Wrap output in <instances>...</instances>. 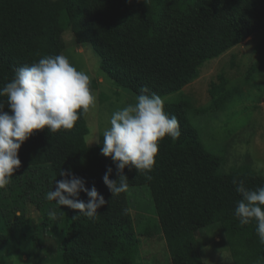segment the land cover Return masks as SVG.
I'll return each instance as SVG.
<instances>
[{
    "label": "trees",
    "instance_id": "trees-1",
    "mask_svg": "<svg viewBox=\"0 0 264 264\" xmlns=\"http://www.w3.org/2000/svg\"><path fill=\"white\" fill-rule=\"evenodd\" d=\"M73 25L81 32L79 42L96 43L102 49L101 68L117 85L137 95L147 87L163 97L194 82L206 62L264 31V0H0V88L17 68L46 55H63L64 34ZM90 87L93 92L92 83ZM225 88L223 83L214 85L212 102L196 113L210 117L224 110L238 90ZM191 109L189 100L164 103L165 112L179 120L181 136L160 141L150 181L135 168L124 170L129 187L150 190L157 218L134 212L127 191L112 197L103 176L112 168L109 178L117 180L115 164L101 154L103 135L95 147L88 145L90 129L84 115L71 130L35 131L19 149L21 167L10 184L22 190L16 195L19 199L33 203L42 197L51 206L55 202L45 194L55 187V180L65 178L60 171L70 170L104 196L106 204L97 210V218L89 220L79 210L61 206L65 215L39 213L29 220L25 216L23 227L11 223L15 222L11 211L4 212L2 216L10 219L6 226L26 229L33 233L32 241L40 243L38 236L61 230L65 216L61 264H141L138 233L150 242H166L170 263L160 264H204L200 232L218 224L229 239L245 244L264 264L256 222L241 226L235 217L241 197L232 184L233 179L244 180L255 190L264 186V175L249 163L227 169V158L211 153L202 143L189 119ZM79 198L88 200L83 192ZM27 234L23 238L30 242ZM6 242L8 235L0 234V244Z\"/></svg>",
    "mask_w": 264,
    "mask_h": 264
},
{
    "label": "rangeland",
    "instance_id": "rangeland-1",
    "mask_svg": "<svg viewBox=\"0 0 264 264\" xmlns=\"http://www.w3.org/2000/svg\"><path fill=\"white\" fill-rule=\"evenodd\" d=\"M80 36L81 32L77 26L68 27L64 34L66 50L63 55L78 70L86 71L91 77L97 107L94 114L87 116L90 129L87 143L90 147H95L97 143L93 142L97 139L99 141V136L109 127L108 120L112 113L128 104H134L137 94L117 85L106 75L100 65L102 49L96 43L79 42ZM221 83L227 89H238L227 107L216 116L202 117L196 113V109L212 102L214 93L211 89ZM222 88L224 87L220 90ZM214 90L216 91L215 88ZM162 98L165 104L183 100L192 103L189 112L192 125L198 129L207 150L227 158V169L237 163H249L257 173L264 175V168L258 167L264 163V31L253 35L219 58L206 62L194 82L182 91ZM21 192L22 190L12 184L8 185L6 193L0 191V234L8 235V242L0 244V264H61L58 254L66 235L65 216L62 217L64 225L63 222L60 224V231L55 234L40 233L42 236L38 237L41 242L37 243L32 241L33 233L27 234L26 229H9L6 223L10 222V219L2 215L11 211L12 218L15 219V222L11 223L23 227L27 223L24 221L26 217L29 220V217L33 219L39 213L46 216L53 211L65 215V208L56 203L47 205L42 197L35 199L33 203L30 199L26 202L16 196L21 195ZM127 194L134 212L157 218L154 199L146 186L129 187ZM18 199L19 202L16 203ZM36 233L38 232H34ZM25 234L30 242L24 239L27 238ZM200 236L198 244L204 264H257V260H260L245 244L229 239L218 224L202 229ZM136 237L141 241L138 250L139 263L160 264L159 261H170L166 242H150L139 233Z\"/></svg>",
    "mask_w": 264,
    "mask_h": 264
},
{
    "label": "clouds",
    "instance_id": "clouds-1",
    "mask_svg": "<svg viewBox=\"0 0 264 264\" xmlns=\"http://www.w3.org/2000/svg\"><path fill=\"white\" fill-rule=\"evenodd\" d=\"M90 84V75L78 70L64 55H46L15 70L13 78L0 88V98H6L0 99V191L7 192L13 174L21 167L19 149L35 131L71 130L81 116L94 114L97 103ZM4 101L9 111L4 110ZM164 103V98L144 87L134 104L116 110L109 118L101 154L110 157L117 170V180L109 178L112 168L103 176L112 197H119L129 188L126 167L135 168L150 181L160 141L180 138L179 120L165 112ZM93 143L100 142L97 139ZM258 167L264 168V163ZM59 175L65 178L55 180V187L45 198L59 207L79 210L80 215L94 221L99 215L97 210L106 204L104 196L95 186L86 187V181L70 170L60 171ZM232 184L241 197L234 209L235 217L241 226L255 221L256 234L264 245V186L253 190L237 179ZM81 192L87 195V202L79 198ZM49 215L55 218L54 211Z\"/></svg>",
    "mask_w": 264,
    "mask_h": 264
},
{
    "label": "crops",
    "instance_id": "crops-1",
    "mask_svg": "<svg viewBox=\"0 0 264 264\" xmlns=\"http://www.w3.org/2000/svg\"><path fill=\"white\" fill-rule=\"evenodd\" d=\"M207 252H208V251H207ZM207 252H206V253H207ZM200 253H201V252H200ZM201 256H202V258H203V255H202V254H201ZM203 261H204V260H203Z\"/></svg>",
    "mask_w": 264,
    "mask_h": 264
}]
</instances>
